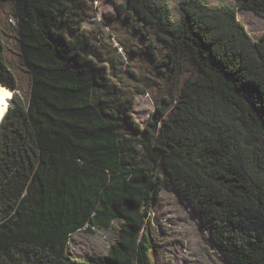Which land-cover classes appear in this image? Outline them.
Listing matches in <instances>:
<instances>
[{
	"label": "trees",
	"instance_id": "1",
	"mask_svg": "<svg viewBox=\"0 0 264 264\" xmlns=\"http://www.w3.org/2000/svg\"><path fill=\"white\" fill-rule=\"evenodd\" d=\"M0 2L15 4L31 73L25 99L0 27V85L13 93L0 123V264H152L147 221L168 187L227 264H264V34L237 18L262 15L264 0H183L179 18L166 0L117 4L179 90L144 126L141 90L84 29L93 0ZM116 221L107 254L73 255L74 235Z\"/></svg>",
	"mask_w": 264,
	"mask_h": 264
},
{
	"label": "rangeland",
	"instance_id": "2",
	"mask_svg": "<svg viewBox=\"0 0 264 264\" xmlns=\"http://www.w3.org/2000/svg\"><path fill=\"white\" fill-rule=\"evenodd\" d=\"M123 1L93 0L90 3L93 16L85 21L84 29L97 37L106 51L114 54L116 72L124 81L123 86L131 91L135 89L134 86H138L141 90L135 96L133 113L136 120L144 126L150 114L156 112L158 103H162L164 97L168 98L171 93L175 96L179 90L175 93L173 83L159 76L131 23L118 14L117 4ZM166 1L170 3L174 17L179 18L178 4L183 0ZM204 1L213 6L237 7L240 4V0ZM237 18L255 39L264 34V13L256 15L238 8ZM0 27L7 44L10 67L18 78L20 94L26 99L31 88V73L21 54L13 2H0ZM191 76V68H187L179 78V89ZM167 189L159 196L147 221L148 236L152 244V264H227L218 248L209 242L208 231L200 227L198 218L178 199L173 187ZM119 226L120 222L116 221L108 229H95L94 233L78 232L73 238L72 254L86 260L93 253L107 254L117 238Z\"/></svg>",
	"mask_w": 264,
	"mask_h": 264
},
{
	"label": "bare ground",
	"instance_id": "3",
	"mask_svg": "<svg viewBox=\"0 0 264 264\" xmlns=\"http://www.w3.org/2000/svg\"><path fill=\"white\" fill-rule=\"evenodd\" d=\"M13 93L7 89L6 87H3L0 85V123L5 116L6 112L8 111L10 106H13L12 99Z\"/></svg>",
	"mask_w": 264,
	"mask_h": 264
}]
</instances>
